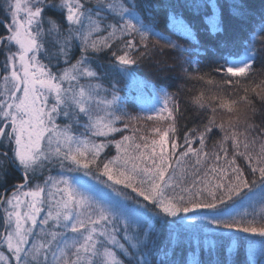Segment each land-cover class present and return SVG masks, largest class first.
Segmentation results:
<instances>
[{"label":"snow or ice","instance_id":"obj_1","mask_svg":"<svg viewBox=\"0 0 264 264\" xmlns=\"http://www.w3.org/2000/svg\"><path fill=\"white\" fill-rule=\"evenodd\" d=\"M241 247L264 264V0H0V264Z\"/></svg>","mask_w":264,"mask_h":264},{"label":"trees","instance_id":"obj_2","mask_svg":"<svg viewBox=\"0 0 264 264\" xmlns=\"http://www.w3.org/2000/svg\"><path fill=\"white\" fill-rule=\"evenodd\" d=\"M254 3L256 4V7L258 9L259 5H260V0H254ZM156 27H157L158 31L163 32L165 35L168 34V32L165 29V20H164L163 14H161L160 21ZM257 48H259L258 43H257ZM157 58H160V57L157 56ZM257 67H260L259 64L257 65ZM139 71L143 76L147 77L148 79H150L154 82H159L156 80L157 75H167L168 79L163 81V83L172 85V87L169 88V91H175L176 86L178 84H180V80L175 78L177 76L176 72L169 71L166 74L165 73H156V72L151 70V64H147V65L141 67V69ZM130 95H132V94H130ZM133 95H135V94H133ZM132 107H133V109H137L136 108L137 106L134 104ZM251 213H252V211H251ZM235 256H236V258L234 260L236 261V264H243L245 261V259H244V256H245L244 248L241 247L239 249V252Z\"/></svg>","mask_w":264,"mask_h":264},{"label":"rangeland","instance_id":"obj_3","mask_svg":"<svg viewBox=\"0 0 264 264\" xmlns=\"http://www.w3.org/2000/svg\"><path fill=\"white\" fill-rule=\"evenodd\" d=\"M144 78L145 79H147V80H149V81H152V80H150V79H148L147 77H145L144 76ZM128 82L127 81H123L122 83H121V87L123 88L124 86H125V84H127ZM126 91L128 92V94H135V95H137V92H136V89H135V87L134 86H131V87H129L128 89H126ZM148 96V94L146 93V97ZM133 104H130L129 105V109H130V111H133V112H136V111H138L139 109L137 108V109H133ZM261 210H262V206L260 205V203L259 202H256V203H249L248 201H245V202H243V203H240V204H238L237 205V207H236V211H238V212H241V213H243V212H248V213H251V211L252 212H257V213H259V212H261ZM250 218V217H249ZM243 257V256H242ZM236 258V256L234 257V259ZM244 259H245V261H244V263L243 264H246V256H244Z\"/></svg>","mask_w":264,"mask_h":264}]
</instances>
